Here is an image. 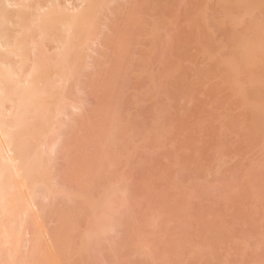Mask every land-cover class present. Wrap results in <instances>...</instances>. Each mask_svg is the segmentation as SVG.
I'll list each match as a JSON object with an SVG mask.
<instances>
[{
	"label": "rangeland",
	"instance_id": "1",
	"mask_svg": "<svg viewBox=\"0 0 264 264\" xmlns=\"http://www.w3.org/2000/svg\"><path fill=\"white\" fill-rule=\"evenodd\" d=\"M74 1L71 0V5ZM128 1H113L106 9L102 17L103 31L88 50L90 57L79 68V78L76 76L81 83L74 88L75 83L71 81L75 92L67 91L68 95L75 96L70 99L78 100L81 106L76 111L69 107L70 114L62 117L64 123H70L63 128L65 137L61 133L66 142L61 137L64 143L61 141L49 156L53 164L50 166L55 167L59 178L55 176L53 181L56 178L58 181L54 184L59 182L64 191L68 188L74 194L69 201V196H61L63 190L56 195L59 187L52 186L56 188L54 198L47 202L53 206H46L39 219L28 223V229L23 232L25 264L36 260L34 264H42L47 257L51 264H264V128H251L249 113L246 114L250 108L230 84L231 78L228 80L226 75L230 70H217L218 65L213 61V55L216 60L238 58L236 65H240L241 76L249 74L246 79L254 80L260 77L259 70L253 69L251 63L244 64L249 55L254 59L256 49L251 48V54L246 52V60L239 55L237 47L248 32L254 39L263 33L264 7L260 5L264 2L254 0L241 21L237 16L233 18V14L227 15L226 3L222 6L218 0ZM161 8H167L162 9L165 17ZM195 12L200 20L194 25L189 21L192 18L197 21ZM156 16L162 17L165 20L162 23L168 27L166 30L161 25L165 30H161L157 43H153L150 42L153 36L149 35ZM207 16H210L208 23ZM199 24L204 32L201 39L209 41L208 52H203V45L196 43ZM167 33L171 48L169 44L166 48L171 50L164 47ZM188 33H195L197 37ZM124 40L126 54L121 44ZM120 57L125 59L122 61ZM229 73L233 74L232 70ZM261 89L257 100L262 98L264 102V83L258 88ZM116 115L120 118L117 129L112 122ZM158 119L161 121L154 125ZM159 124L163 129H159L162 128ZM112 129L122 139L114 138L111 142L119 144L110 142L111 135L116 137L114 132L111 134ZM68 139L74 145L68 142L71 145L67 148ZM110 180L120 183L121 189L124 187V192H118L112 201V204L120 203V208L119 204L113 205L118 209L112 212L113 225L108 222V227L113 226L107 233L111 240L102 233L106 236L104 242L105 237L99 234L93 237L96 241L91 238L95 243L90 239L92 243L88 245L92 247L87 246V251L78 255L84 230L89 228L88 220L96 216L84 198L103 197ZM100 194L103 196L99 197ZM76 213H80L79 218ZM61 214L67 216L65 223ZM126 220L129 227L122 230L127 226ZM60 222L63 226L67 223L66 230ZM58 225L63 229V236L58 234ZM55 229H59L57 233ZM40 231L44 237L39 238L42 240L37 245L35 238ZM55 233L59 236L55 242L60 241L57 249L55 242L50 241V234L57 237ZM120 234H128L129 238ZM119 238L128 241L123 244ZM119 240L121 245L117 243ZM112 242H116L115 247ZM128 242L133 246L139 243L141 250L130 245L131 256L127 257L125 244ZM34 244L37 247L32 251ZM100 245L110 251L113 247L115 251L107 255V250ZM96 248L101 249L100 254ZM56 250L64 254L59 256Z\"/></svg>",
	"mask_w": 264,
	"mask_h": 264
},
{
	"label": "bare ground",
	"instance_id": "2",
	"mask_svg": "<svg viewBox=\"0 0 264 264\" xmlns=\"http://www.w3.org/2000/svg\"><path fill=\"white\" fill-rule=\"evenodd\" d=\"M73 1L74 0H72V2ZM75 1H74L75 4L72 3L73 5H71V0H0V264H25L26 256L24 253H22V244L25 238L23 232L28 229L29 226L28 223H32L38 220L40 217V213L44 212V210H46V208L52 204V202L51 204H49L50 201L48 199L49 198L51 199V197L54 198L53 194L56 188L58 189L59 187V190L55 191L56 195L57 194L59 195V193L61 194V191L64 189L58 186L59 182L58 185H56L57 183L54 184V181L56 182L58 176H56L57 173L55 174L56 172L54 171L55 167H51L53 165L50 164L52 157L49 155L52 154L55 148L58 145H60L63 141L66 142V140L63 139V136L65 137L63 128L65 129L64 126H66V124L68 123H64L65 121L62 119V117L70 114V111H68L69 107H71L70 108L71 110L73 109L76 111L81 106V103L78 100L77 101L80 104L76 100L73 101L74 99H70L71 96L74 98L75 96L68 95L67 91L69 90L68 92H70L71 90L72 92H75L73 91L74 89H72L71 87L73 85V84L71 85V81L72 82L74 81L75 83L74 88L77 87L75 85L81 83V81L80 83H78V78L80 76L79 68L88 61L90 57L88 55V50L91 49V45L96 41L97 37L103 31L102 29L104 27L103 26L104 24L102 21V17L105 16L106 9H109V5H112L113 1L117 3V0L116 1L115 0H75ZM167 1L169 3L171 1L172 3L173 0H167ZM218 1L222 2V6H224V4L226 3L224 6V11L226 12L227 15L233 14L234 16L233 18L237 16L241 21L245 16L242 14L248 13V11H250L248 9L252 7L254 2V0H218ZM263 2L264 0H261V3ZM132 3H134V0ZM188 5H190V1ZM190 6L187 7L188 9L187 12L189 11ZM263 7H264V3L260 5V8ZM132 8L129 7L130 10ZM162 9L166 11L167 8H161V10ZM164 10L162 11L164 12ZM199 11L200 10L198 9V12ZM129 13L128 15L131 16V11ZM197 13L196 12L195 14L193 13L194 16L196 15L198 16ZM162 14L164 15V17L166 16L165 12ZM159 16L161 15L159 14ZM197 16H196L197 21H194L195 18L191 19V17L190 18L188 17V20L190 19L192 20L189 22H192L193 24L195 22V24H198L199 23L198 21L200 19ZM154 18L157 19L156 20L154 19V24H151L152 25L150 31L151 34L149 33L150 34L149 36H151V38L153 36V40H151L150 42L157 43L156 38L158 36L160 37V35L163 32L161 30H165L168 27V25H166L167 27L164 26V23L162 22L163 21L165 22V20L161 19L162 17L160 18L156 16ZM209 18L210 16H207V18L205 17V21H207V23L210 21ZM139 19L140 17L138 18V20ZM136 23H138V21H136ZM192 23L190 24L191 27H193ZM161 25H163L165 29L162 28ZM197 26H198V33L196 35L198 37L194 35L195 33L193 34L188 33V34L190 36L193 35L192 36L193 38L197 37V42L196 39L195 42L200 43L201 47L203 45L202 47V49L204 48L203 52H208L209 49L207 47L208 46L207 44H209V41L206 40V38L204 39V41L206 40L205 42L201 39L200 36L203 35L204 32L200 24ZM125 28L128 29V25ZM262 32L263 33L259 34L260 36H258L257 39L252 38L253 37L252 33L248 32V34L245 35L244 39L241 41L240 44H238L237 47L238 51H240L239 55H242L244 59H246L245 54L246 55H248L247 53L251 54L250 53L251 48L254 47L256 49V50L254 49L255 50L254 51L255 56L253 57L254 59L252 60L251 55H249L250 59L248 57L247 58L248 60L246 59L247 62H245L244 64L246 65L247 63H251L253 65V69L259 70V73L261 75L257 80H254L252 78L249 79L248 78L250 76L249 74L246 75L248 76L247 77L248 79H246L245 75L244 77L241 76V69H239L240 65H236L237 63L236 60L238 58L235 59V57H231V58L216 60V57L213 55V58L215 59L214 60L212 59L213 61H216L217 63L216 66L218 65L217 67L214 66L216 67V69L221 68V70L223 69L225 72L226 70H230L229 72H231L232 70V73L234 70L235 71L237 70L236 73L235 71L233 74L227 72L226 75H229L227 76V78L228 80L229 77L231 78L230 84L233 87L235 86V88L238 91V94H240L239 97L242 98V101L250 108V111L247 112L246 114L249 113L248 118L251 122V128L255 130H263L262 128H264V102L262 101L263 100L262 98L261 99L259 98L260 99L259 101L257 100V96L259 95V92L262 91V89L258 90V88L260 87V85L264 83V29H262ZM159 33L161 34L159 35ZM169 35L170 34L167 33V35L164 37V39H168V41L166 40L167 41L166 43L165 42L162 43V44L164 43L166 44V46H164L165 48L167 47V44H169L168 47L171 48L169 42L171 41L169 40L170 37H167ZM189 35H187V38ZM122 36L120 37L122 38ZM125 36L127 35L125 34ZM180 38L181 37L177 39ZM130 40L132 42L133 39ZM180 40H182V38ZM253 42L255 43V46L253 45ZM256 42L258 43V46L256 45ZM118 43L120 42L118 41ZM122 43H123L122 49L125 50L124 52L122 49H121L122 51H120L119 48ZM121 44L118 47L119 48L118 51L120 53L123 52L124 54L127 51L126 50L127 48H124L125 47L124 45H126L125 40L124 42L121 41ZM165 48H163V50H165ZM170 48H166V49L171 50ZM121 55L119 54V56ZM233 56L236 55L234 54ZM120 58L122 61L125 59V57L123 59L122 57ZM218 60L219 61L221 60L220 64ZM236 67L238 69H235ZM213 70L215 69L213 68L212 71ZM75 78H77V80ZM116 112H118V109ZM159 115L160 114L157 115V118L159 117ZM114 117L115 115L113 114V119ZM162 117L163 115L160 118L161 120L163 119ZM119 119H120L119 116H117L115 120H112V122L115 123L114 126L115 129H117L116 127H118V125L116 124H119L118 122L120 121ZM160 119H158L159 121L156 120L154 125L157 122L159 123L161 121ZM154 125L152 126L154 127ZM159 125L160 127H162L161 124ZM159 129L161 130L163 129V127ZM112 130L113 131L111 132V134L114 132V135H116V137L114 135H113L114 137H112L111 135L110 142L111 140H114V138L116 140L121 138L119 134L116 132V130L114 129ZM61 133L63 134V136ZM61 137L63 141L61 140ZM146 138H148V136ZM155 139H157V135ZM70 141L71 139L70 140L68 139L67 143H65V146L68 145L67 148L71 144L74 145V141L72 140V143ZM68 142L71 144H68ZM117 142L113 141L111 143L119 144ZM46 159L47 161H45ZM47 164L49 165V167ZM100 170H102V166ZM55 176L57 178L56 180L53 181ZM108 182H107L108 185H106L105 187V192H103L105 193V195L104 196L101 195L103 193L99 195V197L100 196L103 197L100 198L98 197L88 198L86 196L85 198L83 197L84 200L88 202L90 206H92L91 209L92 211L94 210L93 213L95 212L96 216L93 218V220L91 221L88 220L89 228L87 227V229L84 230L85 232L83 233L81 238V247L79 249L77 248L78 255L80 253L82 255V253L84 252L83 250H86L87 246H91V244L90 245L88 244L92 239L95 240L94 239L95 236L98 237L99 234H101L102 236H104L103 234H106L107 236V233H109L113 229L112 228L113 223L111 218L114 219L115 216L114 213L112 214V212L120 208L119 207L120 203L117 202V204H119L118 208L117 206L113 208V205H117V204L116 203L112 204L113 203L112 201L113 199L117 198L116 196L118 192L122 190L124 192V187L123 189H121L122 185L120 183H118L119 185L117 183H114L115 181L112 182L110 180ZM110 182H112V184ZM52 183L54 185H52ZM52 186L53 187L56 186V188L54 189L52 188ZM66 189L67 191H64L65 190L64 189L63 191L65 193L62 192L63 195L61 194V196H66V197L69 196L68 198L69 200L71 199L70 196H73L74 192L71 191V193L73 194H70L69 189L68 188ZM78 194L76 196H78ZM81 195L82 194H80L79 196ZM155 201L156 200H154V202ZM114 202H116V200H114ZM156 202L159 201L157 200ZM68 205L69 204L67 203V207ZM122 206L123 205H121V207ZM73 208H76V206ZM135 212H137L136 209ZM63 214L65 215V213ZM75 215H77V213ZM78 215H80V213ZM78 215L77 218L80 217ZM112 215L114 217H112ZM60 216L63 215L61 214ZM64 217L65 216H63V218ZM60 218H61L60 220H62V217ZM65 218H64L65 221H63L64 223L67 220V218L66 219ZM110 221L112 225L110 223L109 224L112 227L109 226L110 227L109 228L108 222ZM61 222L60 224H62ZM77 223H78V219H77ZM125 223L127 225V220ZM64 226L62 224L61 227L64 228V230H66L65 227L67 226V223L66 226L65 227ZM61 227H59L61 233L59 232L58 234L63 233L62 232L63 229ZM127 227L129 226L127 225L125 228L124 225L122 230L127 229ZM140 229L145 230L143 229V227H140ZM58 230H56L55 232L57 233ZM126 231H121V232L127 233ZM129 231L131 232V229ZM40 233L38 232V235L35 238L37 245L38 242L40 243V241L42 240V239L40 240L39 238L40 237L42 238V236L44 237V235H42L44 233L41 234ZM56 233L55 236L57 235ZM65 233L67 234V232ZM143 233L145 234L144 231ZM51 234L54 235V233ZM51 234H50V238H51L50 241L53 240L52 242H55L56 240H58L56 239L59 237L58 235L57 237L54 238V236ZM189 234L191 235V233ZM125 235L127 237L129 236L128 234ZM106 236H104L105 239L103 237L104 242L106 240ZM107 237L109 240V236ZM119 239L122 240V238ZM218 239L221 238L218 237ZM62 240L64 239L62 238ZM120 240L117 242L118 244L120 243ZM125 240L126 242L128 241L126 238H124L122 240L124 241L123 244L126 243ZM262 240H264V235L262 237ZM186 241H189V239ZM57 242L60 243V241ZM57 242L54 243L55 244L54 246H56L55 249H57ZM112 243H114V247H115L116 242H112ZM131 243L132 242H128L127 243L128 245L125 244L126 250L127 252H129V255H127V257L131 256L130 253L132 249L141 250V245L139 243L135 242V244L136 243L137 244L136 245L134 244V246L133 243L132 244ZM36 244H34L33 249H31L32 251H34V249L37 247ZM121 244L122 242L120 243V245ZM104 245L107 246L108 244L106 243ZM130 245H132L133 248ZM105 246L102 247V245H100V247L107 250V251L104 250L107 255L108 253H111V251H115V249L113 250V247L110 248L112 249L110 251L108 250L109 248L107 247L108 248L107 249ZM127 246L128 248L131 247L132 249L129 248L130 251H128ZM99 248H96L98 250L97 252L101 250V249L99 250ZM62 250L65 251L64 248H62ZM135 250L133 252H135ZM64 251L62 252V254H64ZM104 251H102L103 254L105 253ZM56 252L58 253V254L56 253L57 255L59 256L62 255L59 253L60 251L58 252L56 250ZM90 252H91V248H90ZM97 252H96V256H97ZM127 252L125 251V253ZM135 253H139V251ZM89 254H90L89 256L92 257L91 253ZM98 254H100V252ZM116 254L117 253H115V255ZM23 256L24 259H21V257ZM48 258L49 257H47V259ZM47 259H44L43 261L44 264L45 261L46 263L50 262L49 261L50 258L49 260ZM34 262H37V260L33 261V264ZM48 264H51V262Z\"/></svg>",
	"mask_w": 264,
	"mask_h": 264
}]
</instances>
